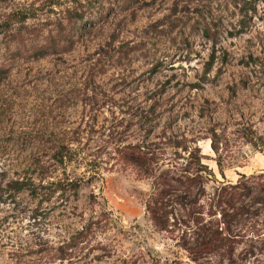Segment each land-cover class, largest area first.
Segmentation results:
<instances>
[{"label":"rangeland","instance_id":"1","mask_svg":"<svg viewBox=\"0 0 264 264\" xmlns=\"http://www.w3.org/2000/svg\"><path fill=\"white\" fill-rule=\"evenodd\" d=\"M127 146L208 186L264 174V0H0V264H195ZM256 207L222 264H264Z\"/></svg>","mask_w":264,"mask_h":264},{"label":"trees","instance_id":"2","mask_svg":"<svg viewBox=\"0 0 264 264\" xmlns=\"http://www.w3.org/2000/svg\"><path fill=\"white\" fill-rule=\"evenodd\" d=\"M120 157L153 176L152 189L144 205L147 219L158 232L176 233L174 241L180 249L189 252L191 262H229L238 244L248 234L253 236L249 229L256 225L253 220L259 219L256 206L264 205V174L243 177L235 184L208 186L207 178L211 174L206 167L155 170L149 167L152 162L147 152L129 146L123 148ZM195 164L199 166L198 159ZM16 184L15 190L21 192L22 184ZM63 190L58 186L52 192ZM213 259L218 262H212Z\"/></svg>","mask_w":264,"mask_h":264}]
</instances>
